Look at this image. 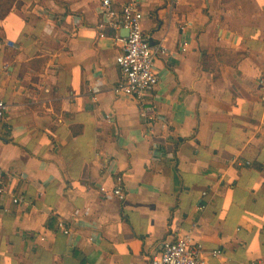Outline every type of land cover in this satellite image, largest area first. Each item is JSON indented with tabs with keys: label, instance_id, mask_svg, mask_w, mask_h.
<instances>
[{
	"label": "crops",
	"instance_id": "crops-1",
	"mask_svg": "<svg viewBox=\"0 0 264 264\" xmlns=\"http://www.w3.org/2000/svg\"><path fill=\"white\" fill-rule=\"evenodd\" d=\"M139 2L168 51L142 100L114 90L102 0H0V264H150L186 234L205 264L264 261V0Z\"/></svg>",
	"mask_w": 264,
	"mask_h": 264
},
{
	"label": "built area",
	"instance_id": "built-area-1",
	"mask_svg": "<svg viewBox=\"0 0 264 264\" xmlns=\"http://www.w3.org/2000/svg\"><path fill=\"white\" fill-rule=\"evenodd\" d=\"M46 14L48 15L47 11ZM52 18L54 17L51 16ZM143 20L144 14L139 0H131L122 7L120 12L115 8L113 0H102L100 27L111 26L116 29L124 27L128 30L126 37L117 38L124 43L123 51L116 59L123 77L114 90L117 94L134 96L139 100L157 89L160 79L155 70V62L159 56L168 53L164 46L152 44L151 38L144 33ZM8 112L9 104L0 98V125L5 123ZM140 115L146 119L149 116L144 110ZM7 192L5 173L0 167V197ZM112 196L120 200L126 198L123 177H118L112 189ZM13 201L19 203L21 199L15 197ZM58 226L65 235L73 232L71 225L63 219L59 220ZM204 252V247L195 243L191 234H186L176 240L165 241L160 252L151 259L150 264H205ZM220 254L222 251L219 249L212 251L214 256ZM252 264H264V261H254Z\"/></svg>",
	"mask_w": 264,
	"mask_h": 264
}]
</instances>
